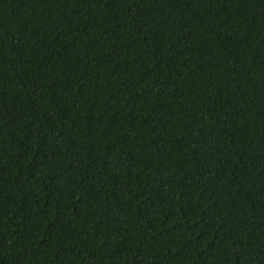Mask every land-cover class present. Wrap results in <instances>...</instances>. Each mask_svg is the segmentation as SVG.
I'll list each match as a JSON object with an SVG mask.
<instances>
[{"label": "trees", "instance_id": "trees-1", "mask_svg": "<svg viewBox=\"0 0 264 264\" xmlns=\"http://www.w3.org/2000/svg\"><path fill=\"white\" fill-rule=\"evenodd\" d=\"M0 264H264V0H0Z\"/></svg>", "mask_w": 264, "mask_h": 264}]
</instances>
